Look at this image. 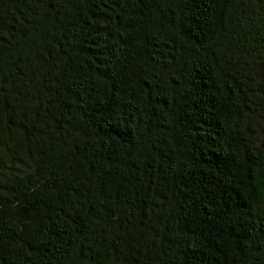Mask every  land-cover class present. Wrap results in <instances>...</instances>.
I'll return each instance as SVG.
<instances>
[{"label": "trees", "instance_id": "16d2710c", "mask_svg": "<svg viewBox=\"0 0 264 264\" xmlns=\"http://www.w3.org/2000/svg\"><path fill=\"white\" fill-rule=\"evenodd\" d=\"M0 264H264V0H0Z\"/></svg>", "mask_w": 264, "mask_h": 264}]
</instances>
